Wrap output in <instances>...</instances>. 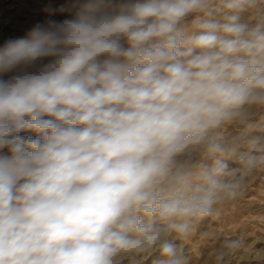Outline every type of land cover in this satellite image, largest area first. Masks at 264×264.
I'll return each instance as SVG.
<instances>
[{"label": "clouds", "instance_id": "9594fccd", "mask_svg": "<svg viewBox=\"0 0 264 264\" xmlns=\"http://www.w3.org/2000/svg\"><path fill=\"white\" fill-rule=\"evenodd\" d=\"M68 13L0 46V264H190L180 242L264 172V0Z\"/></svg>", "mask_w": 264, "mask_h": 264}, {"label": "rangeland", "instance_id": "374dc122", "mask_svg": "<svg viewBox=\"0 0 264 264\" xmlns=\"http://www.w3.org/2000/svg\"><path fill=\"white\" fill-rule=\"evenodd\" d=\"M73 0H0V46L21 38L38 22L63 19ZM238 129L229 128L227 134ZM219 215L199 221L190 238L181 241L190 264H214V254L225 238L240 236L244 248L226 264H264V172L251 177L243 194L218 206ZM152 254L126 264H152Z\"/></svg>", "mask_w": 264, "mask_h": 264}]
</instances>
